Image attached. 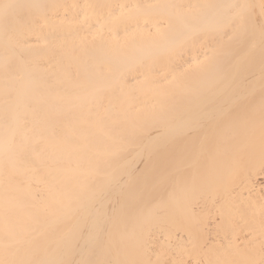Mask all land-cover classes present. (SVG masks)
<instances>
[{"label": "bare ground", "instance_id": "6f19581e", "mask_svg": "<svg viewBox=\"0 0 264 264\" xmlns=\"http://www.w3.org/2000/svg\"><path fill=\"white\" fill-rule=\"evenodd\" d=\"M263 2L0 0V264H264Z\"/></svg>", "mask_w": 264, "mask_h": 264}, {"label": "rangeland", "instance_id": "374dc122", "mask_svg": "<svg viewBox=\"0 0 264 264\" xmlns=\"http://www.w3.org/2000/svg\"><path fill=\"white\" fill-rule=\"evenodd\" d=\"M264 5V2H263V4H262V6ZM263 10H264V6H263ZM256 17H257V15H256ZM261 19V20H259V19ZM256 19H258V21H262V17H257ZM264 29V28H263Z\"/></svg>", "mask_w": 264, "mask_h": 264}]
</instances>
